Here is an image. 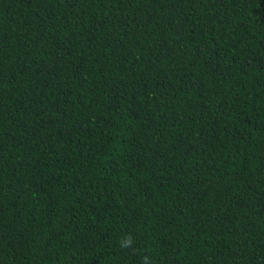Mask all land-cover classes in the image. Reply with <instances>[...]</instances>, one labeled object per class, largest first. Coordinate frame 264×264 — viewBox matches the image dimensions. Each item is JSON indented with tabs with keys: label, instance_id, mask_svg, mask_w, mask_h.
<instances>
[{
	"label": "trees",
	"instance_id": "obj_1",
	"mask_svg": "<svg viewBox=\"0 0 264 264\" xmlns=\"http://www.w3.org/2000/svg\"><path fill=\"white\" fill-rule=\"evenodd\" d=\"M0 264H264V0H0Z\"/></svg>",
	"mask_w": 264,
	"mask_h": 264
},
{
	"label": "clouds",
	"instance_id": "obj_2",
	"mask_svg": "<svg viewBox=\"0 0 264 264\" xmlns=\"http://www.w3.org/2000/svg\"><path fill=\"white\" fill-rule=\"evenodd\" d=\"M130 244H131V240L129 239L127 241H123L122 244H121V246L122 247H128Z\"/></svg>",
	"mask_w": 264,
	"mask_h": 264
}]
</instances>
